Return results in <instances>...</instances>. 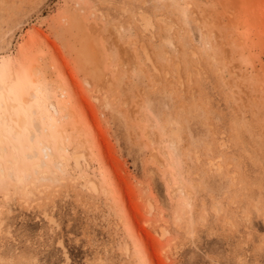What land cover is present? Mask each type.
Wrapping results in <instances>:
<instances>
[{"label": "rangeland", "instance_id": "1", "mask_svg": "<svg viewBox=\"0 0 264 264\" xmlns=\"http://www.w3.org/2000/svg\"><path fill=\"white\" fill-rule=\"evenodd\" d=\"M0 148V264H264V0H0Z\"/></svg>", "mask_w": 264, "mask_h": 264}, {"label": "bare ground", "instance_id": "2", "mask_svg": "<svg viewBox=\"0 0 264 264\" xmlns=\"http://www.w3.org/2000/svg\"><path fill=\"white\" fill-rule=\"evenodd\" d=\"M2 151H3V148H0V153L2 154ZM43 153H44V155L45 156H52V153H51V150L49 149V147L47 146V147H43ZM33 156V155H32ZM31 156V157H32ZM7 163V162H6ZM9 163V162H8ZM38 166V168H42L44 165L42 164V167H41V164H38L37 165ZM40 166V167H39ZM0 167H1V165H0ZM2 171V170H1ZM0 171V172H1ZM1 175H3V171H2V174ZM1 178H2V176H1Z\"/></svg>", "mask_w": 264, "mask_h": 264}]
</instances>
